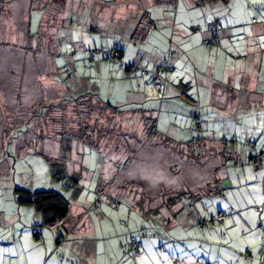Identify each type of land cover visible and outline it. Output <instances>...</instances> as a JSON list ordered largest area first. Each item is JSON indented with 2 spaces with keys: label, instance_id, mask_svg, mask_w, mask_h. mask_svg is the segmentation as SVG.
Listing matches in <instances>:
<instances>
[{
  "label": "crops",
  "instance_id": "1",
  "mask_svg": "<svg viewBox=\"0 0 264 264\" xmlns=\"http://www.w3.org/2000/svg\"><path fill=\"white\" fill-rule=\"evenodd\" d=\"M67 2L69 4L68 13L76 15L79 19L85 18L82 15L86 10V4L90 13H94L91 5L97 4L95 17L91 20L95 22L98 17L97 21L100 23L99 25L98 23L90 24L85 28L87 30H101L100 24L106 20L127 22V25H122L123 28L125 26L128 28L124 34L130 31L126 37L134 45L139 57L131 52L135 59H126V50L124 51L123 60L135 63L137 69L121 78L133 84L140 94L137 93L119 102L108 101L122 110L121 112L114 110L116 121L125 123L136 118L133 130L146 129L153 133L155 129L151 125L146 126V119L160 116L156 128L160 134L153 135V139L156 140L155 145H165L163 140L169 138L171 147L188 149L189 154H192L190 160L196 162L200 151H195V149L202 143L211 150L215 149L217 152L215 156L219 157L218 169L221 170V177L216 174L217 169L210 183L211 186L218 185L223 190L221 189L222 191L216 194L204 192L206 195L211 194L205 200L206 216L222 211L229 212L221 226H215L213 229L211 227L198 228L197 233L193 230L198 226L195 221L178 218L184 207L180 204L181 200L169 206L163 204L153 206L147 201L149 206L146 210L159 208V213L151 219L136 210L131 215L132 220L137 224L140 221L139 214H142L144 221H153L156 227H160V237L144 239L142 253L125 264H174L172 260L174 257L180 258L181 261L178 264H261L260 259L264 258V211L260 214L255 206L264 205V161L256 168L251 163L252 152H243L237 146L230 145L231 143L226 144L225 138L228 136L226 135L228 131L223 127V123L229 120L234 122V119L237 120L239 116H255L257 120L251 124L264 130V123L260 120L262 113L254 114V109L259 111L260 104L264 106V0H70ZM65 3L66 0H64V5ZM33 4L36 5L35 1ZM37 7L40 8L39 5ZM151 8L158 11L156 20L150 11ZM174 10L176 17H173ZM61 12L56 13L62 18ZM144 14H149L153 21L147 27L145 41L135 44L130 40L137 24L133 25L132 22H140ZM179 14L188 20L192 29L186 28L183 22H178ZM28 18V32H30L29 12ZM210 23L213 25L210 26ZM41 32L42 25L37 34ZM171 32L173 35L177 33L176 42L183 50L184 47L187 48L184 53L193 60L194 68L198 69L203 76L195 82L192 80L187 82L185 88L181 86L185 84H180V87L174 83L171 84L167 88V95L159 101L156 99L158 95L155 94L153 81H147L148 78L141 75L140 68L154 70L161 57L152 54L160 50L159 46L163 47V52L173 46V43L165 45L166 36H170ZM236 36L241 39L240 44L234 40ZM157 37H162V40L156 41ZM194 37L200 40L196 44H191L192 47L189 48L188 45L192 43ZM150 40L154 42L151 46ZM141 43H146L150 47H144ZM239 45L241 47L244 45V48L242 49ZM100 65L98 63L99 67ZM53 68L59 72V68L54 63ZM115 78H117L116 75ZM172 79L174 76L169 79V82ZM194 85H197V91L189 92ZM175 87L180 88V93L173 95L171 91ZM201 87L204 92L201 91ZM83 97L84 95L79 93V98ZM77 99L69 98L67 101ZM201 100L204 101V107L207 110L200 111L196 107V101ZM99 101L101 102L102 99ZM189 101L193 103H187ZM249 101L252 104H249ZM212 111H219L218 116L223 120L231 118L219 123L224 131L223 138L216 137L215 128L214 130L209 129V122L212 120L210 115L207 121L201 119L203 122L201 132L206 137L195 139L198 135L197 130L194 129L195 117L201 118L203 112L209 116ZM262 123L263 127L260 126ZM122 126L125 127V125ZM237 132L238 130L234 129L236 137ZM221 144L226 147V150L220 147ZM31 149H33L32 145H29L21 152L28 153ZM55 158H60V154ZM83 160L82 163H84ZM240 160L245 165L241 168L234 167L235 163ZM207 162L204 161V164ZM197 163L198 161L194 165ZM165 168L171 176L178 177L174 171ZM166 170L163 169L164 173ZM206 171H208L207 168ZM104 174L105 168L102 176ZM0 177L7 179L3 182L0 180V199L4 202V208L0 210V264H100L102 260H100L98 251L97 225L84 202L71 204L70 217L63 224L66 236L59 240L55 228L40 225L43 221L39 211L33 206L18 202L15 193L18 182L16 177L13 180L10 178L9 166L0 172ZM202 180L206 187L209 181L203 178ZM215 180L219 181L216 183ZM35 188L34 186L31 190H36ZM223 194L227 196V199L223 198ZM186 197L193 198L194 196L186 195ZM232 210H235V213H231ZM159 216L163 218L160 220L163 223L157 220ZM101 219L100 227L103 222L110 223V219L105 218L104 215ZM177 220L181 221L170 229L168 224H174ZM132 226L130 224V230L126 231L123 227H119L117 222L111 223L114 230L126 231V236H124L126 243L129 234L136 232ZM39 227H41V236L35 237L32 229ZM183 228L189 234L179 233L178 230ZM81 246L86 252H81V256L78 257L79 254L77 256L74 250H80ZM162 246L166 249L163 250ZM103 261L107 262L106 259Z\"/></svg>",
  "mask_w": 264,
  "mask_h": 264
},
{
  "label": "rangeland",
  "instance_id": "2",
  "mask_svg": "<svg viewBox=\"0 0 264 264\" xmlns=\"http://www.w3.org/2000/svg\"><path fill=\"white\" fill-rule=\"evenodd\" d=\"M37 1L35 3L40 8L33 4V0H0V153L6 155L10 164V178L13 180L16 177L19 188L31 190L35 186L36 190H56L65 195L71 203L82 204L84 202L97 225L98 251L100 260H102L100 264H125L135 258L132 255L128 257L122 255L127 246V243L124 242V236L130 228L124 226L123 228L126 231L114 230L111 223L118 221L120 226H123V221L130 222V219L127 215H119L118 220L116 216H113L114 221L110 220L109 224L103 222L102 227H100L99 221L103 219L101 217L104 215L105 218H108V213L114 207L103 199L98 210L93 208L94 202L92 201L95 200L96 188L104 167L103 180L113 181V191L118 190L126 195L119 197L122 202L121 208L127 210L130 205L129 195L130 197L134 196V200L138 202L142 199L145 200L147 198L146 194L150 195L152 200L150 203L153 206H160L165 200L162 190L170 188L166 191V195L169 196L172 193L176 194L178 188L182 186L196 185V182L198 184L200 177H208L210 175L207 173L209 171H206L208 165H201L200 162H219V158L217 157V159L214 156L217 152L215 149L213 151L206 148L204 153L201 154V161L196 160L198 163L194 165L196 162L190 160L192 154H189L188 149L181 150L168 145H155L156 140L153 139L150 130H133L135 129L133 125H135L136 118L125 123L116 121L113 111L103 105V102H119L137 93L140 94L139 90H135L133 84L128 83L127 79L121 78L129 73L121 70L117 66V61L103 60L100 59L101 57H96L94 61L91 60V50L93 48L111 50L116 44H120L124 51L126 50V59H135L133 54L139 57L133 47L134 45L126 37V34L130 31L128 30L124 34V31L128 29L127 26L122 27V25H127L125 20L103 21L100 24L101 30L92 32L85 28L90 24L93 25V23L99 25L98 17L95 22L91 20L95 17L97 4L91 5V10L94 13L89 12L90 9L86 4V10L82 15L85 18L80 20L76 15L73 16V14L68 13L69 4L67 1L70 0H66L65 5L64 0ZM45 5H49L47 11L42 9ZM72 8H74L73 5ZM155 8H151L150 11L156 20L158 11ZM60 11L63 14L62 18L56 13ZM28 12L31 19L29 27L31 33L35 35L34 38L28 32ZM180 14L178 22H183L182 24L186 28L192 29L190 23L187 22L188 20L185 17L182 18L183 16ZM173 17H176L175 10ZM132 23L138 25L139 22L133 21ZM41 24L42 32L37 36L35 33H38ZM161 34L163 33L161 32ZM177 39V33L175 32V35H173V32H171L170 36H166L165 45L173 43V46L167 49L168 52H163V47L159 46L160 50L152 54L154 56L158 55V57H166L173 64V71L167 74L169 75L167 88L173 83L178 87H180V84H185L181 85L185 88L187 82L189 83L191 80L195 82L203 76L198 69L194 68L193 60L188 58V54L184 53L187 48L184 47L183 50L176 42ZM161 40L162 37L156 39V41ZM199 40L198 37H194L188 47L191 48V44H196ZM234 40L240 44L241 39L239 36H236ZM149 44L151 46L154 42L150 40ZM141 45L147 46L146 43H141ZM150 46H147V48ZM239 46L241 47V45ZM241 48L243 49L244 45ZM198 51L200 52V48ZM171 52L175 53L170 55ZM195 53L197 54V52ZM98 62H101L100 67ZM53 63L57 65L59 72L54 70ZM140 70L143 71L142 76L150 81L151 77L145 71L146 68L143 67ZM115 75L117 78H115ZM173 76L174 79L169 82V79ZM164 79L167 80V78ZM167 88L163 94H160L154 83L155 94L159 96H156L157 100L161 101L167 95ZM201 88V91L204 92L203 87ZM189 90V92L197 91V85ZM79 93L83 94L84 97L67 101L69 98L78 97ZM171 93L173 95L175 93L179 94L180 88L175 87ZM89 96L102 99V104ZM204 101L206 102L205 99ZM204 101H196V107L200 111L207 110L204 107ZM248 103L252 104L251 101ZM260 105L259 111L254 109V114L258 112L264 114V106ZM210 115L212 120L209 122V129L214 130L215 128L216 137L223 138L224 131L219 123L231 118L223 120L218 116L220 115L219 111H212L209 116L203 112L201 119L207 121ZM262 115L260 120L264 123V115ZM256 120L257 117L255 116L245 115L239 116L237 120L234 119V122L232 120L224 122L223 127L228 131L226 140L231 143L230 145L237 146L243 152H251L250 147L246 144L249 139L253 138L256 141L262 139L261 142H263L264 130L251 124ZM263 123L260 126L263 127ZM122 125H125V127ZM234 129L238 130L237 137L234 136ZM200 133L205 136L204 133ZM208 134L210 135L209 132ZM19 136L20 140L18 141ZM77 136L91 138L105 152L90 149L81 140L77 139ZM27 141L30 142L29 144L32 145L33 149L28 153L26 151L21 152L17 144L24 145ZM199 145L204 146L202 143ZM200 146H197L196 149ZM220 147L226 150L223 144ZM21 150H26V147ZM59 154L60 158H55ZM82 156H84L83 165L86 168V172L83 173L79 169ZM145 159L151 160L154 164H163L157 165L162 170H166L165 167L168 166L169 162L176 163L174 172L178 173V177L169 176L170 174L166 170L165 174H169L167 177L170 182H161L153 186L140 176L132 175L135 163ZM128 162L130 163L123 169V172L118 174L117 164L126 165ZM178 164H180L179 169ZM62 165H64L63 168H68L69 175L81 177L79 184L71 182L70 177L72 176L67 179L62 178L60 172ZM213 169L211 175L214 173ZM216 174L221 177V170L218 169ZM0 180L3 182L7 179L0 177ZM123 184L125 187L122 186ZM196 190L198 189L196 188ZM147 201L145 200L144 206H149ZM180 204L185 207L180 213L179 219H191L197 225H202V228L204 224L212 229L216 226L208 221L209 216H206L205 206L207 204L205 201L198 200L196 196L189 198L185 195L181 198ZM2 208H4V202L0 199V210ZM162 219L161 216L157 218L160 223H163L160 221ZM134 222L132 220L131 224L132 227L138 230L137 233L141 232L143 228H150L155 231L154 222L148 221L145 224L141 221L137 224ZM176 224H179L178 220L174 224L169 223L168 227L171 229ZM200 225L193 230L198 233ZM193 230L192 233L195 234ZM81 252H86L84 248L82 249V246L80 250H74L76 255L79 254L78 257L81 256ZM105 259L107 262L103 261Z\"/></svg>",
  "mask_w": 264,
  "mask_h": 264
},
{
  "label": "trees",
  "instance_id": "3",
  "mask_svg": "<svg viewBox=\"0 0 264 264\" xmlns=\"http://www.w3.org/2000/svg\"><path fill=\"white\" fill-rule=\"evenodd\" d=\"M33 1H36V0H33ZM223 1H228V0H223ZM48 6L49 5H45V7L42 9L47 11L49 9ZM82 19H84V18H82ZM43 20H42V23H43ZM152 21H153V19L149 17V14H144V16L141 18L140 22L138 23L136 29L133 32V35L131 37V42H133L135 44H138L140 42H144L145 39L147 38V31H148L147 27L150 26ZM211 24L212 23H210L209 25L211 26ZM91 31L93 32V31H99V30L92 29ZM29 34L32 37L35 36L31 33V31L29 32ZM35 34H37V32ZM37 36H39V35L37 34ZM123 55H124V48L121 47L120 44L114 45V47L111 50H106V49L97 48V47H95L91 50V60L92 61H94V59L96 57H101L100 59H103V60L117 61V65L119 66V68L121 70L126 71V73H132V72L136 71V69H137L136 64L132 63V62L131 63L124 62L123 61ZM160 59L161 60L158 61L154 70H148L146 68L145 71H147V73L149 74V77H151V80L155 83V87H156L157 91L160 94H163L167 88V81H168V77H169V75H167V74H170L174 68H173L172 62L168 61V64L170 65V70L168 72L165 71V72H167L166 74L160 73L159 71H164L163 70L164 67L162 66L163 65L162 64L163 57H161ZM98 63H101V62H98ZM140 73H141V75H143L142 70H140ZM164 78H167V80H165ZM159 85H162V90H159V88H158ZM89 97H91V96H89ZM76 98H79V96ZM91 98H94V96H92ZM97 101L100 102L99 99ZM189 103H193V102L189 101ZM103 105H105L107 108H109L113 112H114V110H116V111L118 110L120 112L122 111L119 109L120 107H118L117 105L110 103V102H103ZM159 118H160V116H157L155 118L146 119V121H147L146 123L148 125H151L153 129H155V131L153 133L152 132L150 133V134H152V136L156 135V133L160 134V132L158 130H157L158 132L156 131ZM194 123H195L194 129L197 130V133H198V135L195 136V139H201L202 137H204V135L202 136L200 133L201 132V126H202L203 122H202L201 118L199 116H197V117H195ZM262 136H264V135H262ZM76 138L81 140L83 142V144L87 145V147H89L90 149L97 150L98 152H101V151L105 152L98 144L94 143L91 140V138H89L87 136H80V137L77 136ZM170 141L171 140H169V138L163 140L164 144L168 145V146L172 145ZM225 142H226V144H230L227 140ZM29 143H30L29 141L25 142L24 145L23 144L20 145V143H18L17 144L18 149L20 151H22L21 149L29 146L30 145ZM263 143H264V141H263ZM263 143L261 142V139L256 141L253 138L249 139V141L246 143L247 146L250 147L251 152L253 154L252 158H251V163L256 168L261 166L263 164V161H264V153H263L264 147H262ZM206 148H207V146L204 145L200 148L201 150H198L199 148L195 149V151H198V152L200 151V154L196 157V159H198L199 162L201 161V154L204 153ZM134 149L136 150V148H134ZM0 155H2L0 158V172H1L3 170V168H5L6 166H10V164L8 163L5 154L0 153ZM214 156H215V154H214ZM82 160H83V156L81 158V163L79 164V169L83 173V172H86V168L84 167V165H83L84 163H82ZM129 163L130 162H128L126 165L117 164V166H118L117 173L120 174L121 172H123V169ZM173 163L174 162L169 163L167 166V168H169L171 171H174V167L176 165V163L175 164H173ZM200 163L202 165V164H204V161H201ZM4 164H5V166H4ZM206 164L208 165L207 170L209 171L207 173L210 174L208 177H205V178H203L204 176L202 177L204 180L209 181V183L206 187H205V182L200 177L198 179L199 180L198 184L196 182V185L192 184L190 186L187 185L186 187L182 186V187L178 188V192L176 194L172 193L169 196H167L166 191L170 190V188H166L165 190H162L163 198L165 199L162 204L167 205V206L172 205V204L176 203L178 200H181V198L185 195H192L194 197L196 195V198L198 200L205 201L211 196V194H216L217 192H221L223 190V188H219L218 185L211 186L212 184L210 183L211 178L213 177L215 171L219 168V165H220L219 162L218 161H216L215 163L214 162L213 163L207 162ZM64 165H62V168H61L62 170L60 169L61 170L60 172L62 173V178L67 179L69 176H72V175L68 174L69 170L67 167L63 168ZM244 165H245V163L241 162V160H240V161H238V163L237 162L235 163L234 167L241 168ZM155 166L157 167V164H155ZM177 166L179 169L180 164H178ZM213 168H215V170L213 171L214 173L211 175ZM175 174H178V173H175ZM169 176H171V175H169ZM76 178H78V179H76ZM80 179H81L80 176L76 177L75 175H73L72 177H70V180H72L71 182H77L78 184H79ZM103 179H104V175L103 176L101 175L100 182L96 188L97 194H95V200L92 201V202H94L93 208L95 210H98L99 206H101V203L103 202L102 200L105 199V201H107L109 204H111L114 207V209L112 208V211L110 213H108V218L110 220L114 219L115 216L118 220L119 215H124V216L127 215L128 218L130 219V222L129 221H123V223H122L123 226H121V227L125 226L127 228H130V224H131V220H132L131 215H133V213L136 212V210H139L140 212H142V214H146V216L151 218V219L155 218L154 216L159 213V208L158 209L152 208V209L146 210L147 205L144 206L145 200H148L149 203L152 202L151 197L148 194L145 195L147 197L145 200L142 199V201L140 200L138 202L134 200V196L130 197V195H129L130 205L127 207V210L125 208H121L122 202H121L119 197H123L126 195L123 192H120L118 190H116V192H114L113 191L114 189H112V188H114V185H113L114 182L113 181L107 182V181H104ZM218 181L219 180H215L216 183ZM122 186L125 187L124 184ZM187 187H190L192 190L190 188L186 189ZM196 188L198 190H196ZM120 190H122V189L120 188ZM191 191H193V192H191ZM201 191L203 193L200 194ZM204 191L205 192L207 191L211 194L206 195ZM195 192H197V193H195ZM15 193H16L17 200L20 204L33 206L37 211H39L41 213L43 222L40 225L42 227L55 228L57 230V237L59 238V240L63 239L65 237L66 233L63 232L64 231L63 224L65 223V221H67V219H69L71 209H72V205H71L72 203L69 201V199H67V197L65 195H63L60 191L51 190V189H49V190H43V189H41V190H25V189H21L19 187H16ZM223 198L227 199V196L225 194H223ZM150 206H152V205H150ZM184 207H183V209H184ZM183 209H182V211H183ZM255 209L260 214H262L264 211V205H257V206H255ZM182 211H181V213H182ZM233 212L235 213V210L231 211V213H233ZM142 214H139L141 223H143V221H144V219H143L144 217ZM228 215H229V212L222 211V212H219V213H216V214L209 216L208 221L212 222L213 225L221 226L224 218ZM185 220H186V218H185ZM178 221H181V220H178ZM150 222L153 223V221H150ZM117 223H118V221H117ZM145 223H147V222L144 221L143 224H145ZM153 224H155V223H153ZM199 225L200 224H198V226ZM200 226L201 227H199V228H202V225H200ZM206 226L207 225L204 224L203 228H205ZM119 227H120V224H119ZM154 228H155V231L150 229V228L149 229L143 228V229H141V232H139L140 235H138L139 233H137L138 230H136V232H134V234H129L127 246L123 250L122 255L124 257H128L130 255H132L134 257L139 256L142 253L143 240L144 239H152V238L158 239L160 237V232H161L160 227L159 228L156 227V224H155ZM34 230L38 231V233L34 234L33 233ZM127 231H129V230H127ZM178 231L181 234L183 233V235H184V233L189 234L185 229L184 230L180 229ZM32 234L35 237L41 236V227L33 228ZM134 240L136 241L137 245L135 248H133L131 250V247H132L131 244L133 243ZM162 249L165 250L166 249L165 246H162ZM172 260H173L174 264H178L181 261L180 258H177V257H174ZM260 263L264 264V258L261 257Z\"/></svg>",
  "mask_w": 264,
  "mask_h": 264
},
{
  "label": "clouds",
  "instance_id": "4",
  "mask_svg": "<svg viewBox=\"0 0 264 264\" xmlns=\"http://www.w3.org/2000/svg\"><path fill=\"white\" fill-rule=\"evenodd\" d=\"M132 175L140 176L146 182L156 186L163 183H169L170 179L163 172L162 169H159L151 160H141L135 163L132 169Z\"/></svg>",
  "mask_w": 264,
  "mask_h": 264
},
{
  "label": "built area",
  "instance_id": "5",
  "mask_svg": "<svg viewBox=\"0 0 264 264\" xmlns=\"http://www.w3.org/2000/svg\"><path fill=\"white\" fill-rule=\"evenodd\" d=\"M211 25H213V24H211ZM174 53L175 52H171L170 55H173ZM168 61H169L168 58H166V57L163 58L162 64H163V67H164V69H163L164 71H159L160 73H167L170 70V65L168 64ZM165 71H167V72H165ZM158 88H159V90H162V85H159ZM33 233L36 234V233H38V231L34 230ZM131 245H132V247H131V250H132L137 245L136 241L134 240Z\"/></svg>",
  "mask_w": 264,
  "mask_h": 264
}]
</instances>
